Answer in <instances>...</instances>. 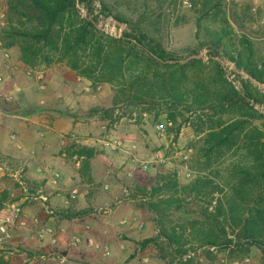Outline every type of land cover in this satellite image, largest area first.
Wrapping results in <instances>:
<instances>
[{
	"label": "trees",
	"instance_id": "obj_1",
	"mask_svg": "<svg viewBox=\"0 0 264 264\" xmlns=\"http://www.w3.org/2000/svg\"><path fill=\"white\" fill-rule=\"evenodd\" d=\"M150 2L8 0L0 42L4 48L17 47L25 68L66 62L69 69L90 82L91 88L109 86L114 108L144 107L156 111L157 116L163 113L169 130L181 119L175 138L183 124L192 123L200 136L196 162L201 174L181 187L177 182L170 185L160 175L156 187L138 193L147 199L146 205L155 216L157 236L147 242H159L160 260L166 264H204V260L214 261L217 252L232 257L248 253L253 246L264 257V110L256 107L264 108V90L235 73L237 87L223 65L229 60L264 86V59L255 56L256 43L264 39L252 38L263 37L264 31L248 24L253 15L261 16V10L252 15L248 4L237 12L234 0H191L193 11L200 14L198 26L212 15L220 28L211 30L210 39L203 44L207 58L179 63L181 56L167 50L140 21L114 13L117 9L130 11L134 5L132 10L144 16ZM109 17L126 25L119 37L98 27ZM198 54L193 50L190 56ZM239 151H244L245 160L233 165L226 193L225 186L213 184L206 171L227 154ZM74 155L89 160L95 149L83 146ZM184 197L203 203L199 218L180 220V224L168 222L171 212L183 208Z\"/></svg>",
	"mask_w": 264,
	"mask_h": 264
},
{
	"label": "rangeland",
	"instance_id": "obj_2",
	"mask_svg": "<svg viewBox=\"0 0 264 264\" xmlns=\"http://www.w3.org/2000/svg\"><path fill=\"white\" fill-rule=\"evenodd\" d=\"M113 1L110 0L111 3ZM234 1H236V10L239 13L241 12L240 6L248 4L243 0ZM7 2L8 0H0V28L4 25ZM190 2L191 0H151L150 9L144 16L140 12L132 10V7L135 8L134 5L130 11L117 9L114 13L123 14L132 22L140 21L142 27L152 37L160 41L167 50L179 54L182 59L190 56L193 50H198L203 54V57L207 58L208 51L203 44L210 39L209 32L220 28V25L219 22L213 20L211 15L203 18L198 26L197 20L200 14L193 11ZM257 10H261V16L253 15L257 13ZM250 12L253 16L249 15L252 16L248 19L249 26L254 30L261 28L264 31V1L259 3L258 7L251 6ZM249 16L247 15V17ZM98 27L109 35L119 37L121 34L119 27L124 29L126 25L122 24L118 27L113 22L109 24L107 21H101ZM255 49V56H261L264 59V41L256 43ZM17 52V47L4 48L3 43L0 42V75L2 79L10 73L19 79L26 80L29 84L31 83L32 96L27 102L26 108L28 109L32 104L36 105L38 113L42 116H46L49 112H55L64 122L62 134L66 136L65 132H73L68 136V143L66 142L65 145L70 171L67 181L62 184L63 192L69 196L76 187L89 191L90 198L94 197V207L87 209L90 210L89 217L100 223V226L95 225L94 227L99 236L97 240L103 241L102 236H116L115 242L109 241V246H107L111 251H116L115 256L103 257L89 248L86 258H90L91 261H84L80 264H145L144 258H149L148 264H166L160 260L159 242H147L156 238L157 225L153 212L146 205L147 199L144 200L142 196H138V193L143 188L149 190L156 187L160 175L165 176V182L170 181V185L177 182L181 187L201 174L196 162L200 136L196 133L192 123L183 124L177 138L174 137V133L181 123V119H178L176 124H172V130L165 126V133L160 134L156 130V125L164 123L167 118L165 114L160 113L157 116L156 111H147L144 107L114 108L113 95L109 86L100 85L95 89L89 87V91L85 90L83 85L77 81L80 76L69 69L66 62H55L49 66L37 64L29 67L30 69L23 66L19 67L18 71L15 68L12 70L11 67H17V64L21 63ZM66 67L72 76L66 73L68 72ZM24 71L30 72L32 76L28 79L24 73L22 74ZM38 72L45 76L43 83L36 80ZM50 72H52L51 80L48 81L46 75ZM82 80L87 81L83 78ZM41 84H44L45 89H40ZM12 85L13 83L7 79L3 84L4 87L0 89V109L3 111L14 112L17 109V95L14 94L15 92H11L13 91ZM262 90H264V86ZM10 95L13 99L5 100ZM94 109L100 111L91 113ZM194 121L195 117L191 122ZM254 123L260 125L259 121ZM12 135H15L17 139V124L9 128V131L0 134V166L3 168L2 173L4 174L0 178V222H5L11 235L9 239L0 243V264L2 261L6 262L5 264H17V261L11 260L17 256H41L38 255L39 248H45L48 251V248L37 241L35 236L37 229L32 221L27 220L26 228L20 229L22 231L17 229V221L26 218L25 215L17 213V201L24 197L27 198L26 202H31L34 205L40 202L44 203V201L36 194L35 186L29 182L20 184V181H17V149L13 146V141L16 139H12ZM72 135L75 136V139ZM45 136L46 134L44 138ZM115 138L124 140L125 149L117 152L110 151L112 154H106L105 157L106 149L103 148L102 141ZM77 139L81 140L86 147L97 148L96 155L100 156L95 155L91 158L95 160H92L94 174L88 165L91 159H82L78 167L74 161L81 159L74 155V151L84 146L81 143L75 145ZM132 145H136L133 152L140 161L148 160L151 153H158L165 161L163 163L152 162L147 171H142L140 163L133 164L131 162L129 148ZM108 156L111 159L107 158ZM184 156L187 158L185 159ZM244 160V151L229 153L218 163H213L206 171V176L213 184L225 186V183L230 179L233 165ZM86 162L88 163L86 164ZM77 171L81 172L80 176H77ZM187 173H190L189 177H187ZM224 190L226 193L229 192V188L226 186ZM24 193L27 195L21 197L20 194ZM152 199L156 202L158 196ZM202 204L199 200L184 197L183 208L171 212L168 222L179 223L180 220L184 222L196 220L199 218ZM124 220L126 223H122ZM123 240L126 241L124 250L118 244ZM102 246L106 247L103 244ZM46 250L44 254H46ZM216 256L214 261L204 260L203 263L264 264L263 253L255 246L245 254H235L229 257L231 255L227 252H217Z\"/></svg>",
	"mask_w": 264,
	"mask_h": 264
},
{
	"label": "crops",
	"instance_id": "obj_3",
	"mask_svg": "<svg viewBox=\"0 0 264 264\" xmlns=\"http://www.w3.org/2000/svg\"><path fill=\"white\" fill-rule=\"evenodd\" d=\"M243 1L247 2L250 6L258 7L259 3L264 0ZM17 57H19V52H17ZM17 67L19 69V67H23V65L20 63L19 65L17 64ZM10 69L13 70L14 68L11 67ZM66 69L68 71L66 73L72 76L69 69L67 67ZM23 73L28 79L32 76L28 71H24L22 74ZM51 73L52 72L46 75V80H51ZM62 75H65V73H62ZM15 77L17 76L9 73L5 75L0 82V89H2L5 81H7V79L8 81L10 80L11 83H13V91L11 92H15L14 94L17 95H15L17 97V109H15L14 112H7L6 110L3 111L0 109V134L7 130L9 131V128L17 124V139L15 136L16 140L14 139L15 141H13V146L17 149V181H20V184H23V182L28 184L29 182L35 186L37 189L36 194L44 201V203L40 202L37 205L26 202V197L17 201V213L26 216V218H21L17 221V229L22 231L20 229L26 228L27 220L32 221V224L35 225L37 229L35 235L37 241L42 246L48 248V251L44 248L46 250V254H44L45 250L39 248L40 252L38 255L41 256H17L13 257L11 260L17 261V264H80L84 261H91L90 258H86L89 252L88 250H90L89 248L103 257L115 256V254H117L115 250L111 251L108 248L109 251L107 255H104L103 252L95 250L87 242L90 238L107 247L109 246V241L115 242L114 238H116V236L112 237L107 235L106 237L100 236L103 241L97 240L99 236L96 232L97 229H94V227L95 225L100 226V223L90 219V210H87L91 209L90 207L92 206L94 207V197L90 198L89 191L87 192L85 189H79L78 187L75 188L78 191L75 200H71V193L68 196V194L63 192L62 184L67 181L70 169L65 154L66 144L62 145L61 143L64 137L68 138L73 132H65L66 136L62 134L61 131H64V122L62 121L63 119H59L60 115H57L55 112H49L46 116H42L38 113L36 105L34 104L27 109V102L32 96V85L22 78L19 79L17 77V79H15ZM77 81L83 85L85 90L90 89V84H88L87 81L79 80L78 78ZM43 130L45 133H42ZM45 134L46 136L44 138ZM56 137H58V140H56ZM77 140L75 145H80L81 143V145L86 147L81 140ZM94 148L96 155L98 151L96 147ZM104 153L105 157L106 154H112L108 150H105ZM97 155L100 156L99 154ZM107 158L111 159L110 156ZM92 160L95 161L91 159L88 165L91 172L93 171L94 174L95 171L93 169ZM74 161L78 167L81 164L82 158ZM2 171L3 168L0 166V178L4 175ZM80 173V171H77V176H80ZM26 195V193L20 194L21 197ZM82 211H87V213L76 216L77 213ZM44 228H51L53 230L58 238L57 244H51L48 237L44 239L40 237V233ZM73 236H79L82 239V243L78 247H73L71 245ZM125 242L126 241L123 240L121 243H118L120 245L119 247L123 250L126 248ZM5 263L6 262L3 263L2 261V264Z\"/></svg>",
	"mask_w": 264,
	"mask_h": 264
},
{
	"label": "built area",
	"instance_id": "obj_4",
	"mask_svg": "<svg viewBox=\"0 0 264 264\" xmlns=\"http://www.w3.org/2000/svg\"><path fill=\"white\" fill-rule=\"evenodd\" d=\"M85 15V13H84ZM107 21V19L105 20ZM107 23L111 24L112 22H108ZM119 27V26H118ZM122 28L119 27V32L121 33L122 32ZM121 35V34H120ZM223 65L225 66V69H226V72H227V76L229 77L230 80H233V83L239 87L240 84H239V81L236 80V75L235 73L236 70H235V67L233 65V63L229 62V61H223ZM13 68L18 69V67L16 66H13ZM30 73V72H29ZM239 74V73H237ZM31 75V73H30ZM243 77H245L243 74H241ZM247 78V77H245ZM45 79V76L43 75V73L41 72H38L36 74V80L38 82H42L43 83V80ZM79 80H82L81 77H78ZM2 80V76L0 75V81ZM40 89H45V86L44 84H41L40 86ZM89 90V89H87ZM13 99V97L10 95V96H7L6 97V100L7 101H11ZM257 108H260L262 111L264 110L263 107H259V106H256ZM156 130L157 132H159L160 134H164L165 133V123H159L156 125ZM72 137H74L75 139V136L72 135ZM12 139H15V135H12ZM78 140H76L77 142ZM67 142V138H63L62 140V145H65ZM102 145H103V148L108 150V151H112V152H117V151H121V150H124L125 149V142L124 140H122L121 138H115V139H110V140H105V141H102ZM130 153H131V162L134 164V163H140L139 166H140V169L142 171H147L149 169V165L150 163L152 162H160V163H163L165 160L162 156H160L158 153H151L150 154V158L148 160H138V158L134 155V150L136 149V145H132L130 148ZM185 159L187 158V156H184ZM58 176V175H56ZM190 176V173H187V177ZM77 189H74L72 190V193H71V200H75L77 198ZM122 223H126V220H124ZM40 237L42 239H44L45 237H48V240L51 244H57L58 242V238L57 236L55 235V233L53 232V230L51 228H44L41 233H40ZM11 237L10 235V232H9V229L5 226V222L1 221L0 222V243L4 242L5 240L9 239ZM88 244H90L95 250L99 251V252H103L104 255H107L109 249L107 247H104L102 246V244L100 243H97L95 242L94 240L92 239H88L87 240ZM82 243V239L81 237L79 236H73L72 239H71V245L73 247H78L80 244ZM247 261V260H246ZM143 262L145 264H148L149 263V258H144L143 259Z\"/></svg>",
	"mask_w": 264,
	"mask_h": 264
},
{
	"label": "water",
	"instance_id": "obj_5",
	"mask_svg": "<svg viewBox=\"0 0 264 264\" xmlns=\"http://www.w3.org/2000/svg\"><path fill=\"white\" fill-rule=\"evenodd\" d=\"M230 5H231V3L229 2V6H230ZM107 21H108V22H113V23L116 24L117 26H122L121 23H119L118 21L114 20V19L111 18V17L107 18ZM238 31L241 32V33H244V34L249 35L248 32H247L245 29H243V28H238ZM252 38H254V39H264V36H263V37H259V38H255V37H252ZM202 57H203V54H202V53H199L198 55H191V56H188V57H186V58L179 59V60H177V61H178L179 63H186L188 60H190V59H192V58L200 59V58H202ZM169 62H172V63H173V62H175V61H169ZM233 65H234V67H235V64H234V63H233ZM235 70H236L237 73H239V74H243L245 77L249 78V79H250L255 85H257L260 89L263 88V85H262V84L256 82L254 79H252L251 77H249V76H248L246 73H244L243 71L236 69V67H235Z\"/></svg>",
	"mask_w": 264,
	"mask_h": 264
}]
</instances>
